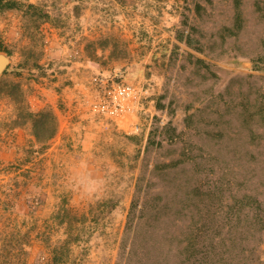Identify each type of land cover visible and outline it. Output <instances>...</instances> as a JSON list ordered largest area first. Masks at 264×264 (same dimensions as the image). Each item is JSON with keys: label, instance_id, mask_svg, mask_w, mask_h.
Returning a JSON list of instances; mask_svg holds the SVG:
<instances>
[{"label": "rangeland", "instance_id": "1", "mask_svg": "<svg viewBox=\"0 0 264 264\" xmlns=\"http://www.w3.org/2000/svg\"><path fill=\"white\" fill-rule=\"evenodd\" d=\"M16 1L38 9L0 12V81L57 131L0 84V264L69 233L62 264H264V0L238 29L234 0ZM95 77L135 95L95 113Z\"/></svg>", "mask_w": 264, "mask_h": 264}, {"label": "trees", "instance_id": "2", "mask_svg": "<svg viewBox=\"0 0 264 264\" xmlns=\"http://www.w3.org/2000/svg\"><path fill=\"white\" fill-rule=\"evenodd\" d=\"M159 1V0H157ZM240 0H234V10H235V29H238L241 23V11H240ZM199 6H197L198 8ZM26 9L33 10L38 9L32 4L24 5L21 2L16 0H0V12L9 11L14 9ZM227 32L234 34L233 29H226ZM183 38H180L182 40ZM8 67L3 71L1 76H4L7 73ZM2 83V84H1ZM1 85H5L7 92H5L6 96H12L13 100L16 104H18V118L23 117L25 123L29 122L32 127V134L35 138L38 145L43 146L48 140H50L57 131V122L54 114L51 111H41L37 113L31 112L28 107L24 104V94L21 90V87L18 83L13 82H3L0 81ZM176 163V162H174ZM181 163V162H179ZM178 164V162H177ZM136 208L135 201H132L130 206V214ZM76 241L75 238L69 233L66 237V240L62 243V245L55 249L52 252V262L54 264H62V260L67 257L68 246L70 242Z\"/></svg>", "mask_w": 264, "mask_h": 264}, {"label": "built area", "instance_id": "3", "mask_svg": "<svg viewBox=\"0 0 264 264\" xmlns=\"http://www.w3.org/2000/svg\"><path fill=\"white\" fill-rule=\"evenodd\" d=\"M96 84L102 86L99 90V97L92 104V111L102 115H116L124 105L126 100L135 95V89L129 83H120L108 86L102 79L94 78ZM101 83V84H100Z\"/></svg>", "mask_w": 264, "mask_h": 264}, {"label": "water", "instance_id": "4", "mask_svg": "<svg viewBox=\"0 0 264 264\" xmlns=\"http://www.w3.org/2000/svg\"><path fill=\"white\" fill-rule=\"evenodd\" d=\"M7 65H8V59L6 55L0 54V75L6 69Z\"/></svg>", "mask_w": 264, "mask_h": 264}]
</instances>
